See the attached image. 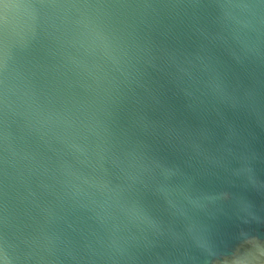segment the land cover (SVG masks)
<instances>
[{
    "label": "water",
    "instance_id": "water-1",
    "mask_svg": "<svg viewBox=\"0 0 264 264\" xmlns=\"http://www.w3.org/2000/svg\"><path fill=\"white\" fill-rule=\"evenodd\" d=\"M0 264H264V0H0Z\"/></svg>",
    "mask_w": 264,
    "mask_h": 264
}]
</instances>
